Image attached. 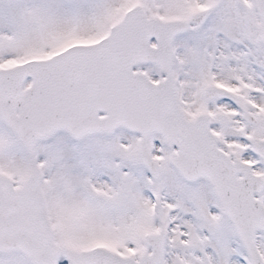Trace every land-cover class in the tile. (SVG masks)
Here are the masks:
<instances>
[{
  "label": "snow or ice",
  "instance_id": "6c2138e0",
  "mask_svg": "<svg viewBox=\"0 0 264 264\" xmlns=\"http://www.w3.org/2000/svg\"><path fill=\"white\" fill-rule=\"evenodd\" d=\"M0 264H264V0H0Z\"/></svg>",
  "mask_w": 264,
  "mask_h": 264
}]
</instances>
